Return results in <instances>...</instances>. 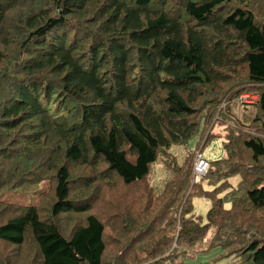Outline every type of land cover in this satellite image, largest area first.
I'll return each mask as SVG.
<instances>
[{
  "label": "trees",
  "instance_id": "trees-1",
  "mask_svg": "<svg viewBox=\"0 0 264 264\" xmlns=\"http://www.w3.org/2000/svg\"><path fill=\"white\" fill-rule=\"evenodd\" d=\"M241 93L246 125L219 108ZM196 135L221 140L212 189L193 153L156 194L149 165ZM43 181L0 202V264H180L208 232L264 264V0H0V193Z\"/></svg>",
  "mask_w": 264,
  "mask_h": 264
},
{
  "label": "rangeland",
  "instance_id": "rangeland-1",
  "mask_svg": "<svg viewBox=\"0 0 264 264\" xmlns=\"http://www.w3.org/2000/svg\"><path fill=\"white\" fill-rule=\"evenodd\" d=\"M224 103V102H222ZM221 103V104H222ZM221 104L219 106L221 108ZM222 110H229V113L233 118L237 119L242 124H248L252 115V106H243L237 103L235 100L231 101L229 104L225 103ZM218 133L222 132V129L217 130ZM220 131V132H219ZM199 135L194 136L184 144L171 145L167 150L165 155H160L156 161L149 165L147 183L158 194L165 183L170 181L173 177V173L170 169L172 164L179 166L181 165L184 156L187 154H192L196 152L199 144ZM224 155L222 149V144L220 139L211 140L200 152L201 158L206 162L216 161L221 159ZM203 179V178H202ZM200 179L202 189L205 191H210L212 186L207 185L204 180ZM238 178L234 177L230 179L231 184H235ZM194 183V182H193ZM195 184V183H194ZM49 187L48 182L43 181L39 183L36 188L31 191H6L0 193V202L4 203H14L19 205H33L37 203L38 198L42 192L47 191ZM228 203L224 204L227 208ZM209 208V201L202 197H196L191 203V213L193 217L200 219L201 223L205 221V214ZM210 236V232L205 236V238L195 245L192 251H196L193 257H182L180 264H233L235 261L231 257L223 258V252L219 247H211L207 251L201 252L200 250L205 249ZM162 264H177L171 262H164Z\"/></svg>",
  "mask_w": 264,
  "mask_h": 264
},
{
  "label": "built area",
  "instance_id": "built-area-1",
  "mask_svg": "<svg viewBox=\"0 0 264 264\" xmlns=\"http://www.w3.org/2000/svg\"><path fill=\"white\" fill-rule=\"evenodd\" d=\"M234 100L243 106H253L256 103L257 96L251 93H241ZM223 106H225V103L221 104L222 109ZM208 167H209L208 162L204 161L201 158L199 151H196L194 153L193 163H192V183L193 182L195 184L199 183V180L205 176Z\"/></svg>",
  "mask_w": 264,
  "mask_h": 264
},
{
  "label": "crops",
  "instance_id": "crops-1",
  "mask_svg": "<svg viewBox=\"0 0 264 264\" xmlns=\"http://www.w3.org/2000/svg\"><path fill=\"white\" fill-rule=\"evenodd\" d=\"M228 112H229V110H228Z\"/></svg>",
  "mask_w": 264,
  "mask_h": 264
}]
</instances>
